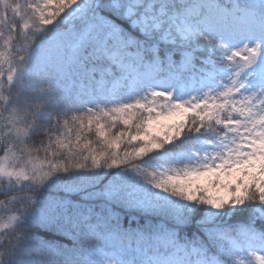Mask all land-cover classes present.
<instances>
[{
	"label": "snow or ice",
	"instance_id": "obj_1",
	"mask_svg": "<svg viewBox=\"0 0 264 264\" xmlns=\"http://www.w3.org/2000/svg\"><path fill=\"white\" fill-rule=\"evenodd\" d=\"M0 264H264V0H0Z\"/></svg>",
	"mask_w": 264,
	"mask_h": 264
},
{
	"label": "trees",
	"instance_id": "obj_2",
	"mask_svg": "<svg viewBox=\"0 0 264 264\" xmlns=\"http://www.w3.org/2000/svg\"><path fill=\"white\" fill-rule=\"evenodd\" d=\"M40 235L45 236L46 239L47 238H51V235L50 234H47V233H45L43 231L40 233Z\"/></svg>",
	"mask_w": 264,
	"mask_h": 264
}]
</instances>
